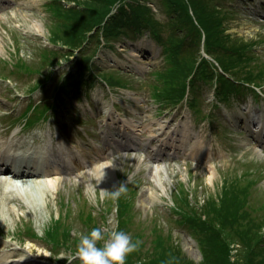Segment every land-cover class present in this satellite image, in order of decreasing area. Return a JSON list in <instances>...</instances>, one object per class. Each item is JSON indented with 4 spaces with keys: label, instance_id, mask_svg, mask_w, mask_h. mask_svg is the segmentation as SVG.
<instances>
[{
    "label": "rangeland",
    "instance_id": "obj_1",
    "mask_svg": "<svg viewBox=\"0 0 264 264\" xmlns=\"http://www.w3.org/2000/svg\"><path fill=\"white\" fill-rule=\"evenodd\" d=\"M14 1L10 8L0 11V133L3 137L15 133L20 134L18 138H23L40 130L45 135L58 130L61 136L68 137L69 126H76L79 120L81 129L93 139L101 132L99 125L109 118V113H101L100 123L97 122L101 109L115 108L119 118L133 120L134 126L144 132L142 143L165 144L174 139L186 147L180 146L182 151L177 156H160L157 160L154 159L156 151H147L149 145L136 150L118 148L107 159L115 166L108 168L110 177H115L114 184L110 181L103 189L94 179L93 165L78 168L73 175L53 184L51 189L44 184L40 187L41 182H37L36 186L28 185V191L17 193L10 188L7 190L0 182V252H13L10 259L33 258L34 263L28 264H67L61 256L75 249L78 241L75 233L96 227L111 230L118 223V230L129 234L133 241H139L138 250L126 257L125 264H178L181 259L178 260L177 250L188 258L187 264H214L216 260L212 259L219 258L220 246L199 248L198 245L205 225H200L197 220L204 216L209 218L206 216L208 202L218 195H229L230 185L240 188L242 195L246 189L248 201L252 196L264 198V148L249 143L247 128L253 127H247L245 123L253 121L257 115L246 113V118L242 115V109L246 107L253 106L254 113L264 109V86L257 90L260 94L241 89L238 96L230 94L232 88L222 87V98L218 99L212 84L204 81V74L194 78L191 94L187 93V81L182 92L187 98L182 99V105L165 110L164 105L182 98L183 95L174 92L183 88L181 82L185 77L173 74L168 95H160L163 92L160 77L157 82L152 72L163 69L171 61L160 43L145 44L153 47L154 57H144L137 53L135 45L141 46L149 38L131 39L137 34L133 32L129 36L131 40H125L115 31L119 28L117 24L112 30L114 34L107 37L106 45L101 44L99 33V39H93L85 55L79 54L80 51L70 57L67 55L71 53L69 50L59 52L58 43L54 45L56 47L49 45L55 22L45 4L48 0ZM140 2L152 14L146 19L156 28L172 10L165 0ZM229 4L233 6L232 14L222 33L245 42H257L251 47L254 60L250 69H264V0H232ZM247 5L255 11L245 9ZM116 6L111 15L116 12ZM125 9L129 10L128 7ZM130 18L138 20L131 16L123 19ZM227 29L229 33H226ZM46 46L58 51L57 55H46L47 51L41 50ZM202 52L200 50L198 54L202 55ZM8 63L16 64L15 73L12 74ZM79 63L82 65L78 71ZM245 64H240L244 70L247 69ZM168 70L165 68L163 74ZM97 74L106 76V82L97 79ZM68 78L69 86L62 94L58 116L55 114L46 120L39 116L34 119L38 121L34 126L28 128V124L25 129V120L34 117L28 106L53 104L58 88ZM80 78L82 81L90 78L92 83L85 88L79 83ZM260 78L258 72L255 79L260 81ZM111 80L117 83H112L109 89L105 84L110 85ZM154 85L158 95L151 87ZM75 88L81 90L78 95L74 93ZM97 106L99 108L94 109ZM64 112L70 115L71 122L63 127L60 122H63ZM236 116L241 119L234 124ZM157 124L162 125L163 130H157ZM195 135L200 136L199 139ZM31 143L20 140V145L27 144L26 147ZM34 144L38 145V140L35 139ZM150 168L153 169L151 174ZM121 184L126 185L127 191L118 200L99 198L100 190L112 191ZM255 199L256 202H252L256 205L257 215L253 219L264 220V200ZM12 205L14 208L9 209ZM238 216L239 225H245L246 220ZM57 220L59 228L53 226ZM47 227L49 230L44 234ZM230 245L231 249L225 252L229 263L235 264L239 259L236 251L242 244L233 242ZM247 248L249 258L242 257L241 264H264V243L257 246L248 243ZM161 257L163 262L159 261ZM72 264H79V261L74 260Z\"/></svg>",
    "mask_w": 264,
    "mask_h": 264
},
{
    "label": "trees",
    "instance_id": "obj_2",
    "mask_svg": "<svg viewBox=\"0 0 264 264\" xmlns=\"http://www.w3.org/2000/svg\"><path fill=\"white\" fill-rule=\"evenodd\" d=\"M49 1L47 9L55 22L50 33L51 42L58 43L63 49L69 50L71 53L67 55L70 57L76 51H81L79 54L85 55L93 39L98 40L101 34L106 40L109 35L114 34L112 30L117 24L119 28L115 31H120L119 35L122 33L123 36L127 37L133 32L135 33L137 29L148 31L153 39L169 53V60H171L163 69L156 72L157 82L158 77H160L159 80L162 84L163 92L160 95L167 94L169 80L173 74L185 77L181 82L184 85L183 88L174 92L180 96L183 95V89L192 76L197 78L205 74L204 80L209 81L215 78L218 83L220 82L218 92H221L222 87L238 91L242 83H247L249 86H260L264 81V69H250V63L254 60L250 53V43L244 42L241 38H232L228 34L222 33L225 29L223 23L229 18L230 10L228 7L218 5V0H165L172 10L168 13V17L163 19L164 21L159 28H156L153 22L146 19L152 14L140 0ZM60 2L71 6L67 7ZM116 4L114 9L116 12L111 15ZM125 7H128L129 10H126ZM126 16L136 17L138 20L123 19ZM202 33L206 39L204 50L219 63L222 71L227 74V78L217 73L214 66L201 59V54H198L203 40ZM41 50L47 51L46 55H57L58 53V51L55 52L49 48H42ZM242 62L246 63L247 69L244 70V66L240 65ZM165 68H169V70L163 74ZM258 72L261 75L260 83L255 79ZM154 87L157 92V87ZM184 96L167 103V105L177 104ZM229 188V195L227 193L223 196L218 195L208 202L206 216L209 215V218L204 216V219L197 220L200 225H205L204 232L198 239L199 248L220 246L219 258L212 259V261L216 260L214 264H231L225 251L231 249L230 244L233 242L236 245L242 244L236 251L239 259L235 261V264H241L242 257L244 259L249 258L248 243H256V246L264 243L261 233H258V229L260 225L264 224V220L255 221L253 219L257 214H255L256 209L254 208L256 205L254 206L252 201L256 202V199L252 196L248 201L246 189L245 194L242 195V190L235 185H230ZM256 198L264 200L262 197ZM240 206L241 211L238 214L246 220V224L242 226L238 223L239 216L237 214ZM216 220L221 225L217 224ZM249 238L252 241L249 242ZM177 255L178 260L181 259L178 264H187L188 258H184L179 250H177ZM209 255L210 253L206 259ZM159 261L163 262V257Z\"/></svg>",
    "mask_w": 264,
    "mask_h": 264
},
{
    "label": "bare ground",
    "instance_id": "obj_3",
    "mask_svg": "<svg viewBox=\"0 0 264 264\" xmlns=\"http://www.w3.org/2000/svg\"><path fill=\"white\" fill-rule=\"evenodd\" d=\"M121 119V118H120ZM120 119H110V122L108 120V126H106L105 130L108 131L109 129L112 130L110 131L111 134L108 135V138L105 137L104 135V140L103 142L97 143L95 141L86 143L82 142L81 144H77L75 147L76 150L71 152V149L68 151L69 155L66 158L68 161V164L64 162L66 165H71L74 162V156H79L77 158H85L86 161L88 162L87 166L93 165V170L92 173L94 175V179L97 180L99 187L103 189V187H106L109 182L111 181L114 184L115 177H110L109 172L110 170L108 169L109 167L114 168L115 166L107 161L106 156L110 155V152L115 151V147H118V141H122L123 139L127 140L130 138H136L137 133L140 132V128H138L137 125L134 126L132 121H129L128 119L120 120ZM158 128L157 130H163L164 127L162 125L157 124ZM114 128L117 129L116 131H113ZM44 134V133H43ZM246 140V139H245ZM80 141V140H79ZM18 143L13 142V144L7 145L3 149H0V182L2 186L5 188H10L11 191H16L17 193L20 192V190L28 191L27 186L30 185L31 183L36 186L37 182L41 184L40 185H45L48 188H52L51 186L55 184L56 182H61L63 176L60 177V175H57L56 170L52 169V165L57 164L55 160L58 162L60 161V155L61 151L66 149V146L63 142H59V146L57 148L50 147V149H44L43 144L37 145V146H29L26 147V145H20V142L17 141ZM81 142V141H80ZM168 145V144H167ZM261 147H264L263 145H259ZM1 147V146H0ZM91 148L89 152L86 150L83 152L85 148ZM29 151L31 150L36 156L35 161H34V167L33 171L30 169H25L22 166H18L15 164H9L5 163V167H1L3 165V161L7 159V157L2 156L3 152L5 151ZM18 151V152H19ZM96 158V159H94ZM61 166L60 164H57ZM43 169L45 171H43ZM48 169H50L48 171ZM158 168H156L157 170ZM152 168H150V174L152 173ZM30 171V174H27ZM158 171V170H157ZM2 172L4 174H2ZM108 172V173H107ZM159 172V171H158ZM45 173V174H44ZM19 174V175H16ZM14 175V176H13ZM10 176V177H9ZM2 177H6L5 179H2ZM60 177V179H59ZM65 179V178H64ZM41 187V186H40ZM150 197H151V192H150ZM153 198L154 195H152ZM14 208L10 206L9 209ZM13 252H0V264H20L19 261L21 260L20 258L17 260H9L12 256ZM9 260V261H8Z\"/></svg>",
    "mask_w": 264,
    "mask_h": 264
},
{
    "label": "clouds",
    "instance_id": "obj_4",
    "mask_svg": "<svg viewBox=\"0 0 264 264\" xmlns=\"http://www.w3.org/2000/svg\"><path fill=\"white\" fill-rule=\"evenodd\" d=\"M127 191L126 185L121 184L115 190H100V199L118 200ZM112 223V221H110ZM78 241L74 250L63 253L61 258L67 264L78 260L79 264H125L126 257L138 250L139 241L122 230L118 223L111 230L92 228L87 232H77Z\"/></svg>",
    "mask_w": 264,
    "mask_h": 264
}]
</instances>
